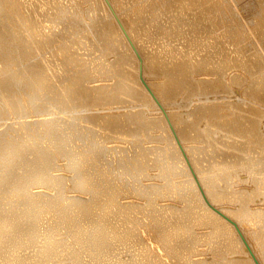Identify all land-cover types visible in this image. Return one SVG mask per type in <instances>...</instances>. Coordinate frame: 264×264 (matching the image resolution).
<instances>
[{
  "label": "bare ground",
  "instance_id": "bare-ground-1",
  "mask_svg": "<svg viewBox=\"0 0 264 264\" xmlns=\"http://www.w3.org/2000/svg\"><path fill=\"white\" fill-rule=\"evenodd\" d=\"M48 3L0 0V264H264V0Z\"/></svg>",
  "mask_w": 264,
  "mask_h": 264
},
{
  "label": "rangeland",
  "instance_id": "rangeland-1",
  "mask_svg": "<svg viewBox=\"0 0 264 264\" xmlns=\"http://www.w3.org/2000/svg\"><path fill=\"white\" fill-rule=\"evenodd\" d=\"M22 1L27 2L28 4H32L35 7H41L42 9H46L49 7L48 2L50 0H22ZM83 1H85V0H83ZM63 2L66 4L67 9L72 10V8L69 6V0H63ZM69 10H67L63 15L59 16L58 20H56V22H54L52 24H50L51 22L46 21L43 16H40L38 14L40 16V19H42L41 20V26H44L46 28L54 27V32L58 33L60 36H64L65 38H67L69 35H71V37L73 38V40L75 42H79V41L87 42L85 39L86 38L87 39L92 38L91 35L83 34V33L76 35L77 34L76 29L81 30L82 25L79 22V19H75L73 17V15L71 14V12H69ZM85 15H86V19H87L86 22L87 21L88 22L93 21L94 19H96V21H100V20L103 21V12L100 10L99 5L95 6L93 13L86 11ZM98 26L100 28L101 26H103V23H98ZM75 46H76V48H78L77 53L82 54V55H86L87 58H94V57L98 56L97 52L95 54V52H93V50H90L91 48L90 49L84 48V46L82 44H76ZM255 56L258 57L257 54ZM112 57H113V54L109 55L107 58L112 59ZM104 59L107 62L106 57ZM95 84L96 83H92V84H89L87 86H93ZM247 86H248V84L244 85L243 87L246 88ZM26 120H29V119H25V121ZM257 207H259V205L255 206L254 208H257Z\"/></svg>",
  "mask_w": 264,
  "mask_h": 264
}]
</instances>
